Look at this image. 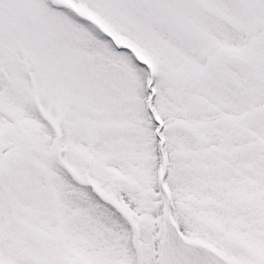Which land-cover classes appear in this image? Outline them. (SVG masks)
<instances>
[{"label": "snow or ice", "instance_id": "1", "mask_svg": "<svg viewBox=\"0 0 264 264\" xmlns=\"http://www.w3.org/2000/svg\"><path fill=\"white\" fill-rule=\"evenodd\" d=\"M0 264H264V0H0Z\"/></svg>", "mask_w": 264, "mask_h": 264}]
</instances>
